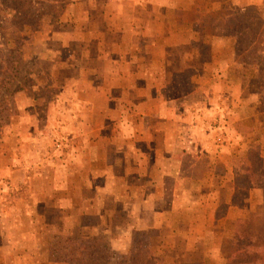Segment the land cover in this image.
I'll return each instance as SVG.
<instances>
[{
  "label": "crops",
  "instance_id": "crops-1",
  "mask_svg": "<svg viewBox=\"0 0 264 264\" xmlns=\"http://www.w3.org/2000/svg\"><path fill=\"white\" fill-rule=\"evenodd\" d=\"M197 3L198 0H70V58H59L57 47L48 50L43 35L29 45L31 48L37 45L38 51H24L30 57L35 54L44 61L48 58V76L54 81L61 78L62 68L70 69L72 75L67 79L70 91L53 98L57 101L54 108H59L62 101L70 97V110L74 114L81 106L83 109L81 120L84 122L74 127L70 125V180H82L77 187L81 198L72 205L77 204L75 209L82 216L90 213L96 216L99 223L91 228L98 234L102 233L103 221L112 217L106 216L107 213H118L116 227L121 229L119 237L124 245L118 248L121 252L127 250L131 229L156 228L150 221L157 213L153 200L162 201L167 191L175 197L180 193L206 197L199 200L200 207L195 208L206 216L200 214L198 222L187 228L190 237L186 234V244L190 248L202 243L206 223L214 219L216 204L230 203L233 196L232 159L236 155L233 149L243 148V144L234 139L241 133L237 129L240 113L224 110L221 103L216 104V100L223 99L221 93L215 91L208 96V107L203 108L204 101H200L191 116L180 114L175 104L183 94L171 96L165 89L172 81L168 57L179 50L176 25L185 15L192 18ZM49 51L50 57L46 54ZM73 72L80 78L73 76ZM63 74L68 76L66 72ZM21 97L30 100L26 92H19L14 99L19 108H22ZM222 118L225 122L221 126L213 129L209 126L223 121ZM48 129V125L36 128L40 132ZM230 133H233L231 138ZM19 134H10L15 145L23 140H19ZM13 149L4 157L8 160L1 161L0 169L8 171L6 176L11 186H18L28 170L26 164L13 156ZM197 151L200 155L204 152L206 157L195 155L190 165L183 163L185 153L197 154ZM38 173L37 178H46L44 173ZM101 179L102 184H91V180ZM169 179L173 180V185L168 188L165 180ZM201 189L206 190L205 194ZM263 189L251 188L250 194L258 195ZM36 193L32 191L31 195L17 197L9 207L0 199V264H24V259L31 257L28 253L21 254L19 249L28 238V224L25 227L21 217L34 205L41 207L38 204L46 200L45 193L40 195V200ZM104 197L113 200V209H109ZM173 206L168 200L165 211L172 213ZM29 226L31 230L34 224L30 222ZM192 227H198L196 233L191 231ZM29 233L31 236V231Z\"/></svg>",
  "mask_w": 264,
  "mask_h": 264
},
{
  "label": "rangeland",
  "instance_id": "rangeland-1",
  "mask_svg": "<svg viewBox=\"0 0 264 264\" xmlns=\"http://www.w3.org/2000/svg\"><path fill=\"white\" fill-rule=\"evenodd\" d=\"M65 1V8L60 14L59 23L58 18H52L54 9L49 5V8L37 17L39 27H27L34 30V35L22 47L23 59L24 55L26 58L22 66V74L11 90V98L16 100L19 92H26L30 96V100L19 98L22 108H19L14 100L16 111L11 114L0 132V164L8 160L4 157L10 155V150L14 148L13 156L26 164L28 170L22 183L18 186H11L6 176L8 171L5 168L0 169L1 201L6 207H9L17 197L31 195L32 191L35 193L42 191L36 193L38 200L42 198L40 195L46 194V200L38 204L42 205L41 207L34 205L31 209L32 212L30 211L25 217H21L24 226L26 227L28 224L26 230L28 238L26 244L21 243L19 249L22 251L21 254L28 253L31 256L24 259V264H67L64 261L51 259L52 256H58L54 252L52 253V244L56 241L54 236L58 235H95L99 239L107 240L113 250L119 253H126L130 246L129 242L125 252L118 251V248L124 246L119 237L121 229L116 227L118 213L117 215H114V212L107 213L106 216L112 217L103 221L102 233L98 234L96 230L91 228V226L99 223L96 216L92 213L82 216L75 209L77 204L72 205L73 201L77 202L81 198L77 187L82 183V180L77 179L74 182L70 180V137H72L70 125L74 127L84 122L81 120L83 118L81 110L83 109L81 106L77 114H74L70 110V97L64 99L59 108H54L57 101L53 98L56 94H65L66 91H70V85L67 81L72 75L70 69H66V71L65 68H62L59 76L61 78H55L54 81L48 76L47 70L50 64L48 58L47 61H44L38 59L35 54L30 57L24 53L26 49L30 50L31 53L38 51L37 45L34 48L29 47V45L36 43L35 40L43 35L46 38L44 43L48 44V50L57 47L60 50L59 58L62 60L70 58V14L68 15L70 13V0ZM213 1L216 0H198L196 10L192 11V15L200 16L219 10L220 3ZM223 1H225L223 3L225 6L229 5L232 8L263 2V0ZM33 10H36V7ZM65 17L67 18L65 19ZM184 19H191V16L185 15L182 21L177 23L179 50L172 52L168 57V68L172 71V81L165 89L169 91L171 96L183 94L180 99L176 100L175 108L181 111L180 114L184 113L191 116V112H194L196 108L198 109L200 101H204L203 108H206L209 106L207 103L210 97L208 98V96L215 91L220 92L223 100L218 99L215 103H221L224 110H234L241 115L237 126L241 133L236 134L233 138L235 142L240 145L243 144V148L240 146L233 149V154L239 153L240 149L244 150L249 143H255L264 159V83L255 81L256 67L251 63H241L240 57L235 51L233 40L218 35L221 26L214 25L213 19L208 21L205 27L206 32L203 34L194 31L192 21H184ZM216 32L218 34H214ZM51 36L54 38L53 40H51ZM56 44L58 45L53 46ZM2 46L0 38V47ZM26 46L28 48L24 49ZM46 54L48 57L52 56L50 51ZM248 61L251 62V59ZM68 66L70 67V63ZM65 72L68 76L63 74ZM76 74L77 72H73V76ZM76 77L80 78L79 75ZM34 96H40V98L37 99ZM226 97H228L227 100ZM118 104L120 108H123L120 102ZM76 117L77 119H75ZM216 119L218 118L216 117ZM221 120L223 121L211 123L209 126L212 129L217 128L221 126L222 122H225L223 118ZM92 122L90 121V123ZM42 125H48L50 129L43 132L37 131L36 128L38 129ZM17 132L20 133L19 140H23L15 145L14 138L10 134ZM231 136L233 133L229 134L230 138ZM142 148L144 149L145 145H142ZM109 153L114 155L113 152ZM192 154L194 157L191 156ZM201 154L198 151L197 154L187 152L183 155V163L190 165L192 159L196 158L195 155L202 157L206 155L204 152ZM229 156L231 155L229 154ZM38 172L44 173L46 178H37ZM102 181L103 179L91 180V184H102ZM165 182L168 188L173 185L172 179L165 180ZM215 188L216 185L212 191ZM205 191V189H201L202 194H205ZM91 193L93 194L92 190ZM227 193L228 196L231 195L230 189H227ZM164 198L162 201L153 200V206L157 208V213L155 217L151 216L150 221L155 224L156 228L139 229L148 232L154 258L160 264H182L193 261L223 264L236 219L246 217L253 211L264 209V189L258 195L250 194L249 190L247 198L239 195L235 201L231 199L230 203L219 202L214 210V219L206 223V232L202 238V243L194 244L190 248V245L186 244V234L188 235L189 232L188 225L194 226V223L198 222L197 216L200 214L206 216L203 211H195V208L200 207L198 205L199 200L201 201L206 197H199L198 194L196 196L194 194L181 195V193L180 196L175 197L169 195L167 191ZM104 199L110 206L109 209L111 207L113 209V200L110 197H104ZM168 200L171 205L174 203L172 209L174 211L179 210L178 213L165 211L168 208ZM208 202L210 203L209 200ZM163 211L165 212L163 213ZM30 222L34 224L31 230L29 229ZM40 225L45 226L38 228ZM174 228L176 229L172 233ZM190 229L196 233L198 227ZM134 230L131 229L130 241ZM30 237L32 238L30 239Z\"/></svg>",
  "mask_w": 264,
  "mask_h": 264
},
{
  "label": "trees",
  "instance_id": "trees-1",
  "mask_svg": "<svg viewBox=\"0 0 264 264\" xmlns=\"http://www.w3.org/2000/svg\"><path fill=\"white\" fill-rule=\"evenodd\" d=\"M216 1L220 3L219 10L200 16L193 14L190 20L194 31L205 33L208 21L213 19L214 25L221 26L220 33L214 34L233 40L241 63L253 64L257 69L255 81L264 83V0L261 4L238 8L225 6L223 0ZM65 3V0H0V38L3 44L0 47V132L16 111L11 90L22 74V47L34 35V30L27 27H39L37 17L49 5L54 9L52 18L57 19ZM232 167V200L239 195L247 198L251 188L264 186V159L257 144L249 143L245 150L236 154ZM54 237L52 253L58 256H52L53 261L67 264H160L154 258L148 232L143 230L133 231L126 253L114 251L107 240L95 235ZM182 264L211 263L193 261ZM223 264H264V209L236 219Z\"/></svg>",
  "mask_w": 264,
  "mask_h": 264
}]
</instances>
